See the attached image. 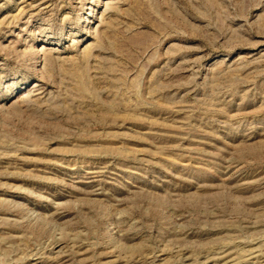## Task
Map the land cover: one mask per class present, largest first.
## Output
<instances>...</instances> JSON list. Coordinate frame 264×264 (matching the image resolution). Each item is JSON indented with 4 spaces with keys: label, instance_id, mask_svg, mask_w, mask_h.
<instances>
[{
    "label": "rangeland",
    "instance_id": "374dc122",
    "mask_svg": "<svg viewBox=\"0 0 264 264\" xmlns=\"http://www.w3.org/2000/svg\"><path fill=\"white\" fill-rule=\"evenodd\" d=\"M0 264H264V0H0Z\"/></svg>",
    "mask_w": 264,
    "mask_h": 264
},
{
    "label": "bare ground",
    "instance_id": "6f19581e",
    "mask_svg": "<svg viewBox=\"0 0 264 264\" xmlns=\"http://www.w3.org/2000/svg\"><path fill=\"white\" fill-rule=\"evenodd\" d=\"M89 8V7H88ZM42 49H44V48H42ZM41 53V52H40ZM43 53V52H42ZM44 53H45V51H44ZM47 59V58H46ZM38 62V61H37ZM35 87H37V85H35Z\"/></svg>",
    "mask_w": 264,
    "mask_h": 264
}]
</instances>
